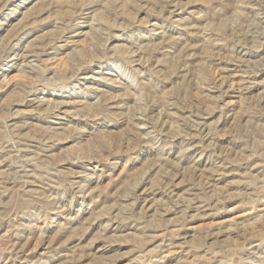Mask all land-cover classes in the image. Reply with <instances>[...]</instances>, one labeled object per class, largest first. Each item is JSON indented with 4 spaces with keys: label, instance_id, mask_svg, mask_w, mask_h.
Returning a JSON list of instances; mask_svg holds the SVG:
<instances>
[{
    "label": "rangeland",
    "instance_id": "rangeland-1",
    "mask_svg": "<svg viewBox=\"0 0 264 264\" xmlns=\"http://www.w3.org/2000/svg\"><path fill=\"white\" fill-rule=\"evenodd\" d=\"M0 264H264V0H0Z\"/></svg>",
    "mask_w": 264,
    "mask_h": 264
}]
</instances>
